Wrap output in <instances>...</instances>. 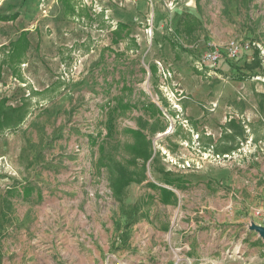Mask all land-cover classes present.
Masks as SVG:
<instances>
[{"label": "rangeland", "instance_id": "374dc122", "mask_svg": "<svg viewBox=\"0 0 264 264\" xmlns=\"http://www.w3.org/2000/svg\"><path fill=\"white\" fill-rule=\"evenodd\" d=\"M79 3L0 0V264H264V0Z\"/></svg>", "mask_w": 264, "mask_h": 264}, {"label": "trees", "instance_id": "16d2710c", "mask_svg": "<svg viewBox=\"0 0 264 264\" xmlns=\"http://www.w3.org/2000/svg\"><path fill=\"white\" fill-rule=\"evenodd\" d=\"M64 10V15L67 18L74 19L77 17H83L87 16L83 15L80 11L81 4L79 3L81 0H58ZM189 15H183L178 21V29L177 32H182L185 36H191L195 32H197L199 26L201 25L199 20L189 16L190 22L192 21V24L190 25V22H186V19ZM18 18V14L14 15H1L0 14V21H14ZM130 31V28L127 24L119 23L117 25L116 35H118L120 32H127L128 34ZM28 31H24L20 34L19 38L11 43L8 47L5 48V50L9 49V54L5 56L2 64L9 66L14 71H17V69H20L21 65L25 63L26 57H27V51L30 48V42L28 40ZM119 38H121V35H119ZM173 47H175V44L172 43ZM176 48V47H175ZM153 70V67H152ZM19 76V75H18ZM20 78V76H19ZM246 77L244 75L239 78V81H244ZM25 104H23L20 107H12L7 105V100L4 99L0 102V129H3L6 125L12 126L15 125L16 127H19L22 123V120L24 118V109ZM235 125V121H231L229 123L230 127H233ZM28 191V190H27ZM30 191V190H29ZM166 192L165 190H162V192ZM26 192L25 194H27Z\"/></svg>", "mask_w": 264, "mask_h": 264}, {"label": "built area", "instance_id": "2783aa9c", "mask_svg": "<svg viewBox=\"0 0 264 264\" xmlns=\"http://www.w3.org/2000/svg\"><path fill=\"white\" fill-rule=\"evenodd\" d=\"M242 44L238 43L237 41L233 40L229 43L228 47V57L236 60L239 57V51L240 49H248L249 44H247L244 47H241ZM241 49V50H242ZM223 56V51L219 46H217L215 43H209L207 46L206 50L202 53L200 59H199V64L204 66H217L218 63L221 62ZM257 215H259L261 218L264 219V213L262 212H257Z\"/></svg>", "mask_w": 264, "mask_h": 264}, {"label": "water", "instance_id": "95a60500", "mask_svg": "<svg viewBox=\"0 0 264 264\" xmlns=\"http://www.w3.org/2000/svg\"><path fill=\"white\" fill-rule=\"evenodd\" d=\"M262 233H263V235H264V230H262Z\"/></svg>", "mask_w": 264, "mask_h": 264}]
</instances>
